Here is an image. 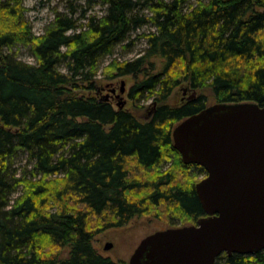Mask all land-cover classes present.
Returning <instances> with one entry per match:
<instances>
[{
    "label": "trees",
    "instance_id": "obj_1",
    "mask_svg": "<svg viewBox=\"0 0 264 264\" xmlns=\"http://www.w3.org/2000/svg\"><path fill=\"white\" fill-rule=\"evenodd\" d=\"M99 1L101 17L76 26L57 14L35 37L22 0H0V51L21 45L36 62L0 53V264H117L94 249L95 235L161 207L182 224L169 228L196 224L206 174L181 162L173 128L209 106L206 90L214 104L264 106V0ZM147 25L141 55L107 76L134 79L132 103L152 98L140 120L97 98L96 78ZM181 84L195 98L168 104ZM19 154L31 170L14 169ZM214 264H264V251Z\"/></svg>",
    "mask_w": 264,
    "mask_h": 264
},
{
    "label": "water",
    "instance_id": "obj_2",
    "mask_svg": "<svg viewBox=\"0 0 264 264\" xmlns=\"http://www.w3.org/2000/svg\"><path fill=\"white\" fill-rule=\"evenodd\" d=\"M171 138L181 162L206 174L195 184L205 217L145 236L128 264H214L264 251V106L215 103L180 121Z\"/></svg>",
    "mask_w": 264,
    "mask_h": 264
},
{
    "label": "rangeland",
    "instance_id": "obj_3",
    "mask_svg": "<svg viewBox=\"0 0 264 264\" xmlns=\"http://www.w3.org/2000/svg\"><path fill=\"white\" fill-rule=\"evenodd\" d=\"M153 1L167 2L171 0ZM196 1L197 0H188L187 3L195 4ZM22 8L23 18L30 26L31 33L35 37L44 33L45 28L54 20V17L57 14L72 18L75 20L76 26H83L88 18L101 17L105 12V6L99 0H22ZM141 14L148 17L151 16V13L147 8L142 11ZM151 31L152 29L147 25L132 33L128 41V43L130 42L128 46H117L112 55L107 56L102 60L96 78L97 84L95 96L97 98H106L114 109H117L116 106L117 104H120L121 101H125L123 109L130 111L140 120H146L148 118V110L153 103L152 98L132 103L128 98V92L134 79L131 76L109 79L107 76L110 75L108 68L111 64L132 61L141 55L146 48V43L142 34H147ZM7 52H15L18 55L19 60L28 64L36 63L27 47L18 45L11 51L6 49L0 51V53L3 54ZM122 86L124 93L121 95L119 90ZM114 90L115 95L112 97L111 91ZM201 93L205 95L209 106L214 104L211 93L208 90ZM191 94L192 92L187 86L181 84L173 91L168 100V104H181L186 101ZM196 94L197 93H195V96ZM170 165V163H167L165 167L168 168ZM13 167L18 173H21L23 169L29 171L32 168L25 154H19L17 156ZM194 172V169H190L187 175L190 176L191 173L193 175ZM202 178L204 177H198L197 182ZM164 211L165 210L161 207L160 211H156L158 214L157 216L150 215L141 218H134L121 228L109 229L96 234L93 239L94 249L102 257L109 258L117 264H128L129 257L140 240L145 236L158 230L167 229L170 227L171 223H174L177 226L182 225L178 219H171ZM106 243L112 244L111 249L108 251L104 250V245Z\"/></svg>",
    "mask_w": 264,
    "mask_h": 264
},
{
    "label": "flooded vegetation",
    "instance_id": "obj_4",
    "mask_svg": "<svg viewBox=\"0 0 264 264\" xmlns=\"http://www.w3.org/2000/svg\"><path fill=\"white\" fill-rule=\"evenodd\" d=\"M111 95H112V97L115 95V90H114V92L111 91ZM116 108H117V106H116ZM158 231H160V230H158Z\"/></svg>",
    "mask_w": 264,
    "mask_h": 264
}]
</instances>
